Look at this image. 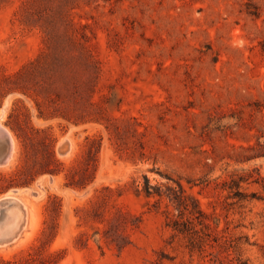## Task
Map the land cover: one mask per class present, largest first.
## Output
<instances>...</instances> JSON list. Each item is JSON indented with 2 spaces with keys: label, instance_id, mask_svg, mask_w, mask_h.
<instances>
[{
  "label": "rangeland",
  "instance_id": "obj_1",
  "mask_svg": "<svg viewBox=\"0 0 264 264\" xmlns=\"http://www.w3.org/2000/svg\"><path fill=\"white\" fill-rule=\"evenodd\" d=\"M0 122V198L29 218L0 264H210L172 237L167 197L136 191L144 175L181 181L264 264V0H0ZM51 150L60 172L31 180Z\"/></svg>",
  "mask_w": 264,
  "mask_h": 264
},
{
  "label": "trees",
  "instance_id": "obj_2",
  "mask_svg": "<svg viewBox=\"0 0 264 264\" xmlns=\"http://www.w3.org/2000/svg\"><path fill=\"white\" fill-rule=\"evenodd\" d=\"M52 38V33L50 34ZM42 59L31 63V65H44ZM27 69V66L26 68ZM45 69L42 68V71ZM23 71L18 72L16 75L21 77ZM46 118H52L56 115L47 114L41 115ZM69 121L74 123L84 122L83 115L74 117L73 115L63 114L61 115ZM45 131V130H43ZM18 138H21V134L16 131ZM90 142H96L95 139H89ZM50 156L45 160L39 169H35L32 174V179H35L39 174L49 172L57 174L60 172L59 168L52 167V164H60V161L56 158L54 152L49 151ZM92 173L86 172L80 177L76 178L75 175H71V181L67 182V186L74 188L85 187L91 180ZM91 178V179H90ZM173 180V179H171ZM248 179L244 176L232 177L230 182H225V188H229V197L232 196L231 192L234 191V196L243 195L240 190L243 182ZM176 182V186L168 183L158 182L152 184L148 176L144 175V181L136 182L135 188L139 193H144L147 197L158 196L159 198L167 197L172 205L177 210V214L168 216L167 226L172 230V237L178 238L185 243V247L191 254L199 253L204 254L208 251V248L216 249L209 251V255H213L210 258V264H250L248 258L244 257L241 252V247L248 241H243L242 237H237L230 232L229 226L226 229H220L221 219L216 213H209L201 206L200 200L192 193L189 192L184 184L179 180H173ZM262 181V182H261ZM254 182L262 184L264 188V177L259 176L254 179ZM20 185H29L31 181L19 183ZM4 190L0 188V192ZM51 197V196H50ZM52 201H56L57 209L60 208V198L53 195ZM242 198V197H241ZM52 264V262L50 263Z\"/></svg>",
  "mask_w": 264,
  "mask_h": 264
},
{
  "label": "water",
  "instance_id": "obj_3",
  "mask_svg": "<svg viewBox=\"0 0 264 264\" xmlns=\"http://www.w3.org/2000/svg\"><path fill=\"white\" fill-rule=\"evenodd\" d=\"M10 148L11 142L7 143L4 152ZM25 224L26 210L24 205L15 198L2 199L0 201V245L15 240Z\"/></svg>",
  "mask_w": 264,
  "mask_h": 264
},
{
  "label": "bare ground",
  "instance_id": "obj_4",
  "mask_svg": "<svg viewBox=\"0 0 264 264\" xmlns=\"http://www.w3.org/2000/svg\"><path fill=\"white\" fill-rule=\"evenodd\" d=\"M0 137H4V138H6L7 139V143H9V142H11V148L10 149H8L6 152H2V151H0L1 153H3L1 156H0V163H2V164H4V163H7L11 158H12V156H13V153H14V151H15V140H14V138H13V136H12V134H11V132H10V130L7 128V127H5L1 122H0ZM67 145V144H66ZM0 147H1V145H0ZM3 149V148H2ZM67 150V149H66ZM29 189L30 188H23V189H16V190H13L12 192L13 193H15V194H19L20 195V193H25V191H29ZM34 193V192H33ZM18 195V196H19ZM23 195V194H22ZM35 195H36V193H35ZM6 198H15V199H17L18 201H20V199L18 198V197H16V196H12V195H10V193H8V194H5V195H3L1 198H0V201L2 200V199H6ZM25 205V208H26V210L28 211V208H27V206H26V204H24ZM28 212H27V215H26V224L24 225V227L27 225V222H28ZM27 227V226H26ZM27 229V228H26ZM25 233V232H24ZM20 239V238H19ZM17 241V240H16Z\"/></svg>",
  "mask_w": 264,
  "mask_h": 264
}]
</instances>
